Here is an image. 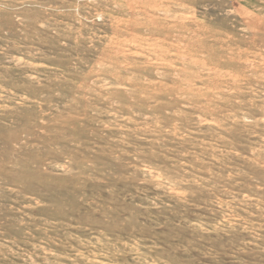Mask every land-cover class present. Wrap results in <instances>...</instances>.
I'll use <instances>...</instances> for the list:
<instances>
[{
  "label": "rangeland",
  "instance_id": "374dc122",
  "mask_svg": "<svg viewBox=\"0 0 264 264\" xmlns=\"http://www.w3.org/2000/svg\"><path fill=\"white\" fill-rule=\"evenodd\" d=\"M0 264H264V0H0Z\"/></svg>",
  "mask_w": 264,
  "mask_h": 264
}]
</instances>
